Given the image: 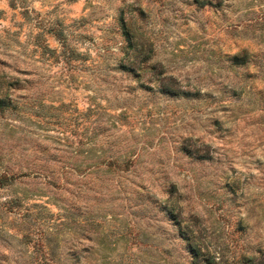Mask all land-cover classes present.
<instances>
[{"label": "rangeland", "instance_id": "rangeland-1", "mask_svg": "<svg viewBox=\"0 0 264 264\" xmlns=\"http://www.w3.org/2000/svg\"><path fill=\"white\" fill-rule=\"evenodd\" d=\"M189 241L264 264V0H0V264Z\"/></svg>", "mask_w": 264, "mask_h": 264}, {"label": "trees", "instance_id": "trees-1", "mask_svg": "<svg viewBox=\"0 0 264 264\" xmlns=\"http://www.w3.org/2000/svg\"><path fill=\"white\" fill-rule=\"evenodd\" d=\"M188 248L192 256L190 264H222L215 261L214 257L209 256V254L202 253L201 249L199 247H196V245L191 243V241L188 242ZM244 264H256V263H254L253 257L246 256L244 260Z\"/></svg>", "mask_w": 264, "mask_h": 264}]
</instances>
